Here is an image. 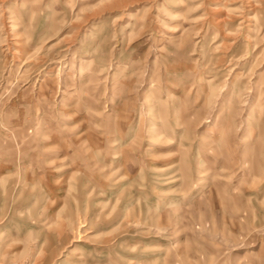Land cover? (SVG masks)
Instances as JSON below:
<instances>
[{
    "label": "rangeland",
    "instance_id": "1",
    "mask_svg": "<svg viewBox=\"0 0 264 264\" xmlns=\"http://www.w3.org/2000/svg\"><path fill=\"white\" fill-rule=\"evenodd\" d=\"M0 264H264V0H0Z\"/></svg>",
    "mask_w": 264,
    "mask_h": 264
},
{
    "label": "bare ground",
    "instance_id": "2",
    "mask_svg": "<svg viewBox=\"0 0 264 264\" xmlns=\"http://www.w3.org/2000/svg\"><path fill=\"white\" fill-rule=\"evenodd\" d=\"M258 95H260V96L262 95V90L259 92V94H258Z\"/></svg>",
    "mask_w": 264,
    "mask_h": 264
}]
</instances>
